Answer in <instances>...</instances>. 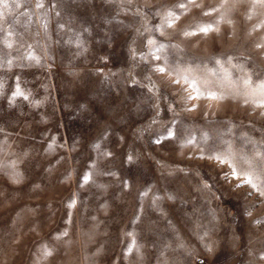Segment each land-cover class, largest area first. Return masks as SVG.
<instances>
[{
    "label": "rangeland",
    "instance_id": "rangeland-1",
    "mask_svg": "<svg viewBox=\"0 0 264 264\" xmlns=\"http://www.w3.org/2000/svg\"><path fill=\"white\" fill-rule=\"evenodd\" d=\"M0 14V264H264V0Z\"/></svg>",
    "mask_w": 264,
    "mask_h": 264
},
{
    "label": "snow or ice",
    "instance_id": "snow-or-ice-1",
    "mask_svg": "<svg viewBox=\"0 0 264 264\" xmlns=\"http://www.w3.org/2000/svg\"><path fill=\"white\" fill-rule=\"evenodd\" d=\"M181 6H183V5H181ZM205 14L207 15V13H205ZM0 15H2V14H0ZM208 30H209V29H207V28H201V29H200V31L205 32V33H206ZM193 34H194V33H187V32L185 33L186 36H188V35H193ZM157 70H158V71H161V72L164 71L163 68H160V69H157ZM174 82H177V83H178V81H174ZM188 98H189V99H192L191 96H189ZM189 110H192V109H189ZM237 186L239 187V185H237Z\"/></svg>",
    "mask_w": 264,
    "mask_h": 264
}]
</instances>
